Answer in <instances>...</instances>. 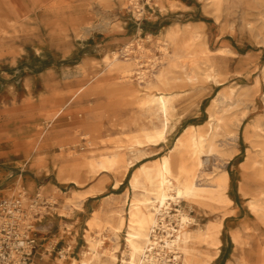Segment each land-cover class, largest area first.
Wrapping results in <instances>:
<instances>
[{"label":"bare ground","instance_id":"bare-ground-1","mask_svg":"<svg viewBox=\"0 0 264 264\" xmlns=\"http://www.w3.org/2000/svg\"><path fill=\"white\" fill-rule=\"evenodd\" d=\"M203 1L206 14L216 22H220L225 8L227 11L233 10L239 3L246 2L250 8L255 4L259 13H263L260 8L264 6V0ZM130 3L134 1L130 0ZM4 25L11 26L12 22L0 19V55L7 45ZM73 26L76 27V35L83 36L103 28L104 23L94 24L82 20L76 23L74 20ZM247 27L253 29L252 23H247ZM204 28L205 25H177L154 42L161 56H153V61L147 62L154 77L151 82L145 80L144 71L135 69L143 64L141 59L150 57V50L145 44L152 42L151 37L143 42L129 43L120 52L107 54L101 63L110 73H116L119 80L109 96L114 92L122 95L136 93L135 82L159 91L168 90L171 84L178 83L191 87L208 83L223 85L227 76L222 72L219 60L236 59L239 55L225 47L211 50L205 42ZM262 39L264 43V37ZM91 62L84 61L79 66L80 70H86ZM250 62L251 54L248 53L239 64L243 66ZM263 82L264 68L262 78L257 77L252 85L227 87L218 91L206 109L207 121L183 129L168 152L154 160L143 162L156 154L154 149L165 144L177 132L175 95L160 93L140 99L137 105L151 117V128L144 127L130 136L120 138L113 147L105 150L101 148L99 152L91 150L100 130L98 127L87 129L81 137L87 141L90 150L82 155L79 163L58 167L61 182L85 188L84 191L72 190L65 198L63 208L68 210L69 215L80 208L89 196L103 194L109 175L114 176L113 188L116 190L130 170H134L126 192L119 197H106L104 205L87 222V248L81 260L73 259L71 264H102L105 254L109 255L104 264L117 262L118 244L111 250H107L106 244L108 238L117 240L124 229L127 230L126 251L121 264H213L217 261L224 221L237 214L234 200L229 196L230 175L225 167L239 154L237 145L242 127L252 113L255 95L259 93ZM64 110L65 107L57 111L52 121ZM131 125H137L136 121L131 122ZM250 129L253 131L252 140L248 134ZM244 137L250 141L251 150L246 152L245 160L239 164L244 182L238 191L264 228V114L245 127ZM205 155L218 156L219 164L212 172L205 170L207 160L202 159ZM138 163L141 164L136 167ZM82 169L90 174L87 180L82 178ZM102 175H105L104 180L88 184ZM130 190L134 192L132 198ZM50 200L51 205H59L57 197L53 196ZM125 205L129 207L127 217L122 209ZM173 206L180 207L176 214H172ZM183 206L189 209L196 206L207 208L216 219L205 230L194 231L191 226L195 219L181 209ZM109 214L111 219L108 221L106 217ZM244 230L240 227L230 232L236 249L242 248L245 243ZM198 243H205L210 254L201 253L196 247ZM64 259L66 255L62 253L59 263H63ZM227 264L232 263L228 261ZM257 264H264V248L259 252Z\"/></svg>","mask_w":264,"mask_h":264},{"label":"rangeland","instance_id":"rangeland-1","mask_svg":"<svg viewBox=\"0 0 264 264\" xmlns=\"http://www.w3.org/2000/svg\"><path fill=\"white\" fill-rule=\"evenodd\" d=\"M15 1L19 2L20 0ZM133 1L134 3H130V0H45L38 12L39 14H37L40 19L6 20L12 22V25L3 26L7 45L0 55V61L18 64V66L21 63L35 64L39 66L38 70L43 73L52 69V91L48 94L49 92L45 93L43 88L39 90L43 93L39 118L32 124L30 130L24 133V136L30 144H33L35 151L51 153L52 157L57 156L56 162L53 164L54 168L52 167L49 175L42 178L52 179L53 183L57 178L60 182L58 187L63 192L62 197L64 199L72 190L85 189L73 183L61 182L58 178V167L79 163L82 155L90 150L87 141L82 140L81 137L87 129L98 127L100 130L98 138L93 141L94 146L91 150L99 152L101 148L105 150V148L113 147L120 138L130 136L144 127H150L151 117H148L146 112L137 105L140 99L147 95H159L160 93L175 95L176 112L174 119L178 124L177 132L169 137L165 144L154 149L156 154L146 158L143 162L154 160L168 152L183 129L190 125L199 126L207 121L206 109L218 91L227 87L237 88L252 85L257 77L262 78L264 68V43L262 42V37H264V6L260 8L263 13H259L255 4H252L250 8L244 2L237 4L230 11L225 8L220 22H216L213 17L214 20H206L208 30L205 27L204 34L205 42L209 48L211 50L223 47L230 48L239 55L236 59L219 60L221 64L219 66L227 76L223 85L214 86L212 83H208L191 87L178 83L171 84L168 90L159 91L135 82L136 93L122 95L114 92L112 96H109L112 87H115L114 85L118 84L119 80L117 74L110 73L101 61L107 54L120 52L125 47L120 39L128 38L136 27L135 18L140 16L138 12L140 0ZM201 1L205 10V2ZM74 20L76 23L80 20L94 24L104 23V27L95 29L90 34L77 36L76 27L73 26ZM247 23H252L253 29L247 27ZM137 28L138 25L135 30ZM124 29L126 30L123 31ZM158 38H153L151 44L146 46L150 50V57L141 59L143 64L135 67V69L146 73L145 80L149 82L153 81L154 77H152V69L147 62L153 61L151 58L153 56H161L159 49L153 45ZM137 41L143 42L144 39L142 37L131 38L129 43ZM248 53L251 54L250 64L240 65L239 61L244 59ZM86 60L92 62L86 67V70H80L79 66ZM14 80L12 78L4 79V82L7 83L8 87V85H13ZM19 91L22 95V89ZM50 101H52V108L48 110ZM64 107L63 113L52 121V116ZM1 108L2 104L0 103ZM251 111L252 113L246 119L239 137L237 145L239 154L225 167L230 175L229 196L234 200L237 214L226 218L224 221L220 254L213 264H227L228 261L232 264H257L259 252L264 248V228L249 210L246 204L247 200L238 191L240 184L244 182L243 172L239 164L245 160L246 152L251 150L250 141L244 137V130L248 124L252 125L257 117L264 114V82L259 93L255 95V102ZM133 121H136L137 125H131ZM125 124L128 127L123 128L122 126ZM12 125L14 126V124ZM248 134L252 140V129L249 130ZM102 142L104 145H101ZM217 157L214 155L202 157L204 161L207 160L205 162L206 172H212L213 168L219 164ZM141 163H138L136 167ZM133 170L134 168L130 170L123 184L116 190L113 188L114 176L109 175L106 179L104 193L96 196L93 202L101 207L106 202V197L123 195L129 188V178ZM80 173L84 180L90 176L86 169H82ZM104 178L105 175H102L88 184L104 180ZM12 183L9 181L8 186H11ZM16 186L12 190L16 191L23 188L21 181ZM133 196L134 192L130 190V198ZM44 201L49 204V207L47 209V207L42 206L37 209L41 214L38 217V248L34 264L37 262L41 264H71L73 259L81 260L82 253L87 248L84 222H79L77 236L73 232L72 238H70L72 242L78 241L77 249L71 250L73 243L70 242L67 245L61 237L52 241L53 246L57 243L54 252H52V245L46 246L47 252L40 251L39 237L48 231L47 223L54 216L52 214L56 211L60 215V218L56 216L52 218V222H55L56 218L72 219L73 213L77 210L69 215L68 210H65L62 205H51L52 201L43 194L39 202L43 203ZM128 208L127 205L122 208L125 217H127ZM177 209L180 207L173 206L172 214H176ZM181 209L195 219V223L191 226L194 231L205 230L210 222L216 219V216L207 208L201 209L196 206L194 209H189L183 206ZM110 215L106 217L108 221L111 219ZM240 227L245 229L243 231L245 243L242 248L236 249L231 240L230 232L232 229ZM55 229L56 227L54 231ZM67 230H70L68 234L71 237V226H68ZM126 231L124 229L123 232H120L117 240L112 236L113 239L108 238L107 250H111L118 244V260L109 264H121L123 253L126 251ZM63 235L61 233V236ZM196 247L201 253L210 254L205 243H198ZM62 253L66 255V259L63 260V263H59ZM108 255L105 254L102 258V264L107 262Z\"/></svg>","mask_w":264,"mask_h":264},{"label":"crops","instance_id":"crops-1","mask_svg":"<svg viewBox=\"0 0 264 264\" xmlns=\"http://www.w3.org/2000/svg\"><path fill=\"white\" fill-rule=\"evenodd\" d=\"M44 2L45 0H20L19 2L0 0V19L10 21L38 20L40 18L37 14H39L38 12ZM139 6L140 16L135 18V25L136 27L138 25V28L135 30L136 27H134L133 32L134 30L135 32H132L128 38L120 39L124 45L128 44L131 38L142 37L146 41L149 37L153 39L163 36L177 25L180 27L189 24L205 25L208 30L206 20L213 19L204 12L201 0H140ZM149 44L151 42L147 43L146 46ZM0 62V103L2 104L0 109V188L3 187L0 192L11 191L21 181L22 189H25L28 196L44 194L47 199L55 196L60 202L59 206L64 207L65 199L62 197L63 192L58 187L60 184L58 179L56 178L53 183L52 179L42 178L49 175L52 167L54 168L53 164L56 162L57 156L52 157L51 153L35 151L33 144H30L24 136V133L30 130L32 124L39 118L42 107L41 97L43 96L39 90L43 88L45 93L49 92L48 94L52 91V69L43 73L38 70L39 66L35 64L21 63L18 66V64L10 62ZM10 78L15 80L12 86L8 85L7 87L4 79ZM21 89L22 95L19 91ZM51 108L52 101L48 103L47 109L50 110ZM9 181L13 182L11 186H8ZM95 197L86 198L81 207L73 213L72 219H58L60 215L55 211L52 218L58 217L55 219L56 223L52 222V218H50L49 222H46L48 231L39 237L40 251L47 252L46 246L52 245L54 239L61 237L67 245L72 242L70 238H72L73 232L77 236L79 222H84L86 225L100 208L93 202ZM68 226H71L72 229L71 237L68 234L70 231L67 230ZM61 233L64 235L61 236ZM72 243L71 250L77 249L78 241ZM52 247V252H54L57 243ZM37 264L41 263L37 262Z\"/></svg>","mask_w":264,"mask_h":264},{"label":"built area","instance_id":"built-area-1","mask_svg":"<svg viewBox=\"0 0 264 264\" xmlns=\"http://www.w3.org/2000/svg\"><path fill=\"white\" fill-rule=\"evenodd\" d=\"M40 197L32 198L21 188L0 192V264H34L41 214L37 209L49 207Z\"/></svg>","mask_w":264,"mask_h":264}]
</instances>
